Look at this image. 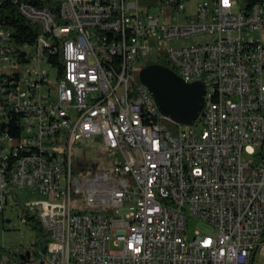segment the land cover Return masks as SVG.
<instances>
[{
  "label": "built area",
  "instance_id": "built-area-1",
  "mask_svg": "<svg viewBox=\"0 0 264 264\" xmlns=\"http://www.w3.org/2000/svg\"><path fill=\"white\" fill-rule=\"evenodd\" d=\"M12 1L38 33L21 42L0 21V214L19 189L47 196L25 204L49 232L48 264H253L264 253V0H204L193 15L191 0ZM163 52L182 81L205 86L190 125L133 74ZM96 136L114 162L77 168L74 145ZM189 219L213 232L188 238Z\"/></svg>",
  "mask_w": 264,
  "mask_h": 264
},
{
  "label": "rangeland",
  "instance_id": "rangeland-1",
  "mask_svg": "<svg viewBox=\"0 0 264 264\" xmlns=\"http://www.w3.org/2000/svg\"><path fill=\"white\" fill-rule=\"evenodd\" d=\"M204 0H191L187 6L188 15L195 14L196 5L198 2ZM195 37H191L184 40H179L172 42L171 44L182 45L187 43H192L195 41ZM161 48L164 50L169 49L170 43L162 42L160 44ZM146 62L142 61L138 63L133 71V74L138 80H141L140 72L145 66ZM32 64L23 63L21 67H16L15 70L21 73L28 71ZM45 70H47L51 77H56L58 73L57 68L51 67L49 65H44ZM179 77V75H177ZM101 152V154H99ZM101 155V156H100ZM74 163L77 166V160L79 159L82 163L86 165H91L92 163H97L101 161V167L109 163L114 162V150H109L101 136H96L92 140L86 142H81L75 144L73 147ZM77 168H79L77 166ZM47 196L33 190L32 188L19 189L16 195L9 197L8 204L3 213L0 214V246L7 247L9 250H20L19 256L15 257L13 254L6 255L5 257L9 260V264H48L45 255L44 248L47 243L44 238H40V245L38 249H31V258L27 260L24 256V251L22 246H28L35 241H37V232L27 223H21L22 218V207L21 203H27L32 201H39L46 199ZM20 202V204L18 203ZM107 210H103V214H107ZM187 226V232L185 235L188 238H193L197 232L199 233H212L213 227L210 223L202 219H189ZM21 229V230H19ZM264 264V254L259 253L256 257V264Z\"/></svg>",
  "mask_w": 264,
  "mask_h": 264
},
{
  "label": "water",
  "instance_id": "water-1",
  "mask_svg": "<svg viewBox=\"0 0 264 264\" xmlns=\"http://www.w3.org/2000/svg\"><path fill=\"white\" fill-rule=\"evenodd\" d=\"M140 75L164 114L187 125L199 117L206 94L201 81L187 83L169 69L152 64L145 65ZM255 256L256 253H253V264Z\"/></svg>",
  "mask_w": 264,
  "mask_h": 264
},
{
  "label": "trees",
  "instance_id": "trees-1",
  "mask_svg": "<svg viewBox=\"0 0 264 264\" xmlns=\"http://www.w3.org/2000/svg\"><path fill=\"white\" fill-rule=\"evenodd\" d=\"M30 1V0H28ZM257 0H243L242 5L245 9H249ZM0 21L6 24L13 26L16 29V33L19 36V41H34L36 38V34L38 30L34 29L32 24L24 18V16L19 12L18 5L14 3L12 0H3L2 4H0ZM148 64L157 65L164 69H169L174 74L177 75L175 66L172 64L171 60L168 58L166 53H159L158 58L154 62H149ZM20 204V202L18 201ZM22 207V217L25 218L28 225H30L37 232V241L28 245L22 246V250L29 249H38L41 241L40 238H44L45 242L49 243V232L42 226L41 221L38 217V214L33 212L30 208L26 206V204L21 203ZM46 247L44 248V252L46 251ZM20 251L9 250L7 247L0 246V258L9 255L16 254Z\"/></svg>",
  "mask_w": 264,
  "mask_h": 264
},
{
  "label": "crops",
  "instance_id": "crops-1",
  "mask_svg": "<svg viewBox=\"0 0 264 264\" xmlns=\"http://www.w3.org/2000/svg\"><path fill=\"white\" fill-rule=\"evenodd\" d=\"M15 251L17 252V251H20V250H15ZM23 251H24V256L27 258V260L30 259L31 256L27 255L26 252H25V250H23ZM259 253L264 254V253L258 251L257 254H256V257H257V255ZM19 254H20V252H18L16 254H13V255H15V257H17V256H19ZM0 264H9V260L4 256V257L0 258ZM259 264H262V263H259Z\"/></svg>",
  "mask_w": 264,
  "mask_h": 264
},
{
  "label": "flooded vegetation",
  "instance_id": "flooded-vegetation-1",
  "mask_svg": "<svg viewBox=\"0 0 264 264\" xmlns=\"http://www.w3.org/2000/svg\"><path fill=\"white\" fill-rule=\"evenodd\" d=\"M27 255L31 256V249L25 251Z\"/></svg>",
  "mask_w": 264,
  "mask_h": 264
}]
</instances>
